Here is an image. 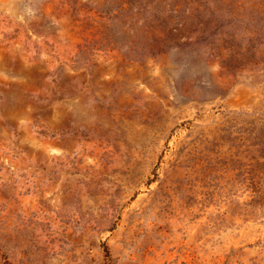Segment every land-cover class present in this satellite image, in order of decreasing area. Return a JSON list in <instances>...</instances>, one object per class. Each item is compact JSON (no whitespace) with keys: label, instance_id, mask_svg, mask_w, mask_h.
<instances>
[{"label":"rangeland","instance_id":"1","mask_svg":"<svg viewBox=\"0 0 264 264\" xmlns=\"http://www.w3.org/2000/svg\"><path fill=\"white\" fill-rule=\"evenodd\" d=\"M0 264H264V0H0Z\"/></svg>","mask_w":264,"mask_h":264}]
</instances>
